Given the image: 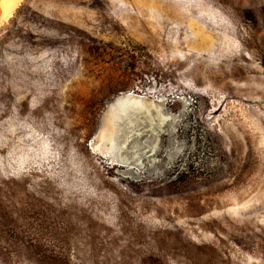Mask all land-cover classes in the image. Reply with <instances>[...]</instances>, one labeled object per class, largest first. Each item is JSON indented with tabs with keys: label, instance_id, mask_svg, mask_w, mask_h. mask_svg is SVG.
<instances>
[{
	"label": "rangeland",
	"instance_id": "374dc122",
	"mask_svg": "<svg viewBox=\"0 0 264 264\" xmlns=\"http://www.w3.org/2000/svg\"><path fill=\"white\" fill-rule=\"evenodd\" d=\"M128 94L152 124L127 106L110 143ZM47 186L103 232L146 201L137 220L188 250L34 231ZM0 264H264V0H21L0 27Z\"/></svg>",
	"mask_w": 264,
	"mask_h": 264
},
{
	"label": "trees",
	"instance_id": "16d2710c",
	"mask_svg": "<svg viewBox=\"0 0 264 264\" xmlns=\"http://www.w3.org/2000/svg\"><path fill=\"white\" fill-rule=\"evenodd\" d=\"M103 167H105L106 174L111 177L108 173V167L104 164ZM102 179L108 187L120 190L118 189L119 184L110 182L108 178ZM118 181L125 182L126 180L118 178ZM144 182L143 180L137 183L128 182L129 191L139 193ZM121 192L128 194L127 189L125 191L121 190ZM45 196H50L52 201L48 202L47 198L45 200L44 198L41 199L39 193L32 194L29 199L28 215L31 218L34 231L48 230L54 234L57 233V236L62 240L72 234H76L78 237L83 235L87 237L86 241L92 250H107L111 248V245L117 243H119L120 251L128 252H141L144 250L150 252L161 248L173 252L188 250V245L180 238L177 229L167 228L162 222L154 224L137 220L143 209L149 206L146 201H143L140 211L135 216H128L134 224L127 227L122 225L119 231L114 233L113 231L103 232L102 225L92 218L93 215L90 211L79 208L76 202H64L63 191L59 187L47 186ZM131 209L133 210V208ZM157 210H155L156 213H158ZM199 226L201 229H205L207 224L201 221ZM94 241L98 244L94 245ZM43 248L46 250L52 249L51 246Z\"/></svg>",
	"mask_w": 264,
	"mask_h": 264
},
{
	"label": "bare ground",
	"instance_id": "6f19581e",
	"mask_svg": "<svg viewBox=\"0 0 264 264\" xmlns=\"http://www.w3.org/2000/svg\"><path fill=\"white\" fill-rule=\"evenodd\" d=\"M20 2H21V0H0V27L12 16V14L14 13L15 9L17 8V6L19 5ZM125 97H127V98L123 99L122 101L119 102V105L117 106L116 111L113 113V114H115L114 116L117 118L113 122L114 127L112 126V129H113L112 133H110V132L107 133V137H106V139L110 143L116 142L117 130H119V128H120V124L118 123V121L120 119L121 120L124 119L125 120L124 124H126V125H128V124L132 125L133 124L132 122H129L125 118L126 116L124 115V112H125V107H127V106H129L130 109L135 111L137 114L143 115V117L145 116L150 121V123L152 124L151 118L148 116V113H147V109L150 107V104H151L150 101L138 98V97L131 95V94H128ZM140 104H142L144 106H142ZM147 124H148V121H147ZM122 139L118 142L119 144H120V142H122ZM116 145H118V144H116ZM119 150H122V148ZM118 163L120 165H124V164L127 165V162H125L123 160L118 161Z\"/></svg>",
	"mask_w": 264,
	"mask_h": 264
}]
</instances>
